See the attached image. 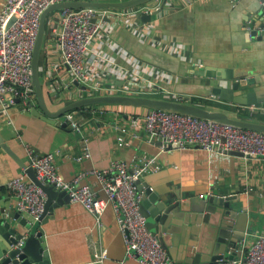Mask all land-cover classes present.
Returning <instances> with one entry per match:
<instances>
[{
    "label": "crops",
    "instance_id": "obj_1",
    "mask_svg": "<svg viewBox=\"0 0 264 264\" xmlns=\"http://www.w3.org/2000/svg\"><path fill=\"white\" fill-rule=\"evenodd\" d=\"M5 1L0 0V13ZM262 22L264 8L260 0H167L164 9L148 22L152 28L148 36L132 31L128 20L120 17L115 26L104 22L103 34L93 41V49L101 61L111 62L121 70L112 76L117 84L131 88L155 85L153 96H190L211 108L242 110L214 100L210 91L221 78L199 76L197 68H217L234 79L252 80L247 90L255 95L257 104L244 108L251 109L254 118L264 120V36L259 39L251 35L254 30L258 34L264 30L259 25ZM60 58L56 51L53 60ZM48 71L44 63L48 110L58 111L80 99L81 87L69 79L59 86L58 94L50 95L47 89L51 90L53 81L48 78ZM35 108L43 114L35 95L27 104L17 102L7 110L0 105V137L17 159L29 164L31 148L40 154L53 152L56 167L65 179L85 172L82 183L91 185L99 196L105 197L97 176L87 172L109 170L118 160L132 165L138 157L157 156L160 170L145 173L140 184L147 183L170 199L213 194L235 196L231 209L238 212L237 216L227 217L233 226L231 231L243 229L245 244L252 243L256 234L264 233L263 156L246 159L241 154L212 153L197 147L162 148L159 138L146 134V108L117 104L91 107L93 116L84 122L83 133L70 123L59 126L52 117L33 114ZM66 115L62 120H66ZM121 128L138 136L126 134L129 144L120 145ZM84 134L90 139L89 156L83 154ZM23 171L15 157L0 145L1 194L3 197L8 194L15 205L16 197L9 183L19 176L30 180ZM142 189L144 195L146 186L142 185ZM200 216L195 225L184 224L173 233L177 243L194 244L192 254L199 249L203 252L211 249V236L224 218L219 213H208L205 220V215ZM42 228L51 264H140L136 258L127 256L124 234L112 206L98 219L70 199L49 214ZM101 251L107 256L98 261L95 255ZM236 252L235 258L239 259L243 246Z\"/></svg>",
    "mask_w": 264,
    "mask_h": 264
},
{
    "label": "built area",
    "instance_id": "obj_2",
    "mask_svg": "<svg viewBox=\"0 0 264 264\" xmlns=\"http://www.w3.org/2000/svg\"><path fill=\"white\" fill-rule=\"evenodd\" d=\"M72 0H6L0 13V105L7 110L19 102L27 104L34 96L32 82V58L40 27L42 12L50 5ZM95 1V0H89ZM191 2V0H184ZM264 8V0H260ZM145 7L120 10H97L93 8L65 9L53 12L47 20V36L44 46V63L48 78L53 81L50 95L59 92V86L69 79L84 85L78 97L95 95L126 94L153 96L155 85L131 88L121 86L112 80L120 74L111 62L101 61L93 49V41L103 34L104 22L93 19L108 12L124 17L129 27L137 34L148 36L151 26L142 23L138 15ZM12 24L9 25L11 19ZM61 54L54 61V53ZM68 70V72H66ZM182 98V97H177ZM241 112L252 114L251 109L242 107ZM66 119L76 131L83 133L82 123L74 113H67ZM146 134L161 140L162 148L178 143L182 148H201L219 154L239 152L244 158L264 157V133L240 128L230 124L215 123L195 117L165 111L148 110L144 118ZM120 145H128L126 134L137 137L136 132L120 129ZM83 154L90 155L89 136L84 134ZM31 165L38 180L54 184L66 190L72 202L82 204L91 214L100 219L106 209L112 206L121 225L126 253L140 264H174L160 243L150 234L140 212L143 194L137 181L148 172L160 170L157 156L138 157L130 165L118 160L109 170L93 169L87 173L97 176L105 197L95 189L82 183L85 172L71 180L65 179L54 162V153L40 154L28 149ZM81 158V157H80ZM9 187L16 197L17 208L38 220L44 213L46 193L41 187L24 176L14 178ZM245 241V239H244ZM242 242L243 255L239 259L220 260L210 264H264V233L256 234L250 244ZM244 243V244H243ZM106 252L96 253L98 261L106 258Z\"/></svg>",
    "mask_w": 264,
    "mask_h": 264
},
{
    "label": "water",
    "instance_id": "obj_3",
    "mask_svg": "<svg viewBox=\"0 0 264 264\" xmlns=\"http://www.w3.org/2000/svg\"><path fill=\"white\" fill-rule=\"evenodd\" d=\"M166 2L167 0H72L55 3L46 8L40 17V27L31 64L33 93L39 102L43 114L36 110V108L32 110L33 114L52 117L58 121L56 123L59 126H68L69 121L62 119L69 112H74L80 116L82 114L80 111L82 107L91 106L92 108H96L100 105L117 104L187 115L210 122L230 124L264 133V120L256 119L251 114H243L240 110H229L221 107L211 108L207 105L196 104L191 101L192 98L190 96L166 98L126 94L95 95L75 100L55 112L48 110L43 82L44 46L47 36V20L53 12L82 8L97 10H120L134 7H145L148 10L149 8H154L153 12L143 10L138 15L142 22H151L153 15L164 9ZM13 21L14 18L11 19L9 25ZM93 22H107L115 26L120 22V17L114 14H104L95 17ZM259 25L264 28V22ZM251 35L257 36L260 39L264 36V30L260 34H258L257 30H254L251 32ZM197 69L196 74L199 76L221 78L220 80L222 81L216 82L210 91V96L212 95L214 100L237 107L257 104L255 95L247 90L252 80L234 79L230 73H224L221 69L217 68L203 66ZM75 83L84 88V85L78 81ZM156 87L158 88V86ZM17 102H19L18 99ZM0 145L15 157L20 167L24 169L23 173L46 193L44 213L40 219L35 220L28 214L20 211L10 201L8 194H5L3 197L1 194L2 189L0 188V264H51L42 224L47 221L49 214L54 209L70 200V196L66 190L58 189L54 184H50L49 182L43 183L38 180L31 161L28 164L21 159H17L1 137ZM168 147H179V144H170ZM230 153L241 154L239 152ZM140 181V179L137 181L140 191L143 190L142 185L146 186L145 194L140 204V212L145 219V225L150 234L155 237L167 255L173 260L174 264H210L220 260L235 259L237 256L236 250L242 247V242L246 238L243 229L239 232L236 230L234 233L231 231L233 226L230 219L227 218L229 215L234 218L237 216L238 212L231 209V201L235 196H218L213 194L204 198L170 199L154 191L147 183L140 184ZM208 213H219L224 218L221 219L222 222H220L218 230L214 231L211 236L213 242L211 249L207 252L199 249L196 254H192L193 250L191 246L194 244L189 241L185 246L177 243V239L173 236V233L178 232V228L176 227L183 226L184 224L195 225L198 223L202 218L201 214L205 215V220Z\"/></svg>",
    "mask_w": 264,
    "mask_h": 264
},
{
    "label": "trees",
    "instance_id": "obj_4",
    "mask_svg": "<svg viewBox=\"0 0 264 264\" xmlns=\"http://www.w3.org/2000/svg\"><path fill=\"white\" fill-rule=\"evenodd\" d=\"M156 97V96H155ZM192 102L196 103V104H203L202 102H199L198 100L196 99H192L191 100ZM204 105V104H203ZM80 111L82 112V114L80 116L76 115L75 114V117L82 123V126H84V122L91 119L92 116H93V113L91 111V106H88V107H82L80 109ZM70 113H73V112H70ZM247 114V113H246ZM83 128V127H82Z\"/></svg>",
    "mask_w": 264,
    "mask_h": 264
}]
</instances>
